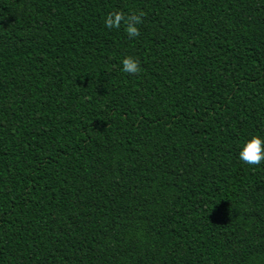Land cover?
Here are the masks:
<instances>
[{"label": "trees", "instance_id": "trees-1", "mask_svg": "<svg viewBox=\"0 0 264 264\" xmlns=\"http://www.w3.org/2000/svg\"><path fill=\"white\" fill-rule=\"evenodd\" d=\"M253 134L264 0H0V264H264Z\"/></svg>", "mask_w": 264, "mask_h": 264}, {"label": "clouds", "instance_id": "clouds-1", "mask_svg": "<svg viewBox=\"0 0 264 264\" xmlns=\"http://www.w3.org/2000/svg\"><path fill=\"white\" fill-rule=\"evenodd\" d=\"M137 22L138 18L135 21L130 20L129 36L136 35V28L133 25ZM105 24L108 27L114 26V18H106ZM120 63L122 72L135 74L139 70L138 62L132 57H124ZM238 159L249 166H256L264 162V136L253 134L247 137L239 146Z\"/></svg>", "mask_w": 264, "mask_h": 264}]
</instances>
